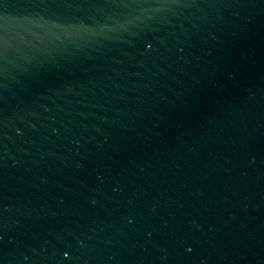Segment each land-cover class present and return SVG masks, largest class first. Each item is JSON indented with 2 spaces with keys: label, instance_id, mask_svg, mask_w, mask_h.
Listing matches in <instances>:
<instances>
[{
  "label": "water",
  "instance_id": "1",
  "mask_svg": "<svg viewBox=\"0 0 264 264\" xmlns=\"http://www.w3.org/2000/svg\"><path fill=\"white\" fill-rule=\"evenodd\" d=\"M0 264H264V0H0Z\"/></svg>",
  "mask_w": 264,
  "mask_h": 264
}]
</instances>
